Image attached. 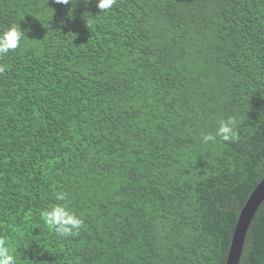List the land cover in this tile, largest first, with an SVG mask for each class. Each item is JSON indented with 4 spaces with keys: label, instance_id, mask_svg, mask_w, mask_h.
<instances>
[{
    "label": "trees",
    "instance_id": "obj_1",
    "mask_svg": "<svg viewBox=\"0 0 264 264\" xmlns=\"http://www.w3.org/2000/svg\"><path fill=\"white\" fill-rule=\"evenodd\" d=\"M0 238L16 264H226L264 180V0H0ZM238 138L207 144L219 122ZM64 194L83 221L58 237ZM240 264H264V202Z\"/></svg>",
    "mask_w": 264,
    "mask_h": 264
},
{
    "label": "clouds",
    "instance_id": "obj_2",
    "mask_svg": "<svg viewBox=\"0 0 264 264\" xmlns=\"http://www.w3.org/2000/svg\"><path fill=\"white\" fill-rule=\"evenodd\" d=\"M54 2L65 6L71 3L73 6V0H54ZM115 4L116 0H96V7L99 9V13L110 11ZM24 37L25 31L16 25L0 31V57L15 51ZM4 70V66H0V72ZM216 137L222 138L225 142L238 138L233 118L229 117L226 120H221L214 134L202 135V142L207 144L210 141H215ZM66 199L64 194L57 195L56 200L60 203H56L42 212V220L47 227L52 229L58 237L62 238L76 235L83 224L82 219L69 208L65 202ZM0 264H16V258L12 250L2 238H0Z\"/></svg>",
    "mask_w": 264,
    "mask_h": 264
},
{
    "label": "water",
    "instance_id": "obj_3",
    "mask_svg": "<svg viewBox=\"0 0 264 264\" xmlns=\"http://www.w3.org/2000/svg\"><path fill=\"white\" fill-rule=\"evenodd\" d=\"M264 202V180L253 192L241 211L237 226L232 238L229 255L226 264H240L244 251L246 238L252 221Z\"/></svg>",
    "mask_w": 264,
    "mask_h": 264
}]
</instances>
